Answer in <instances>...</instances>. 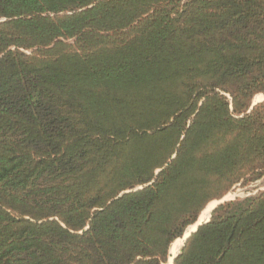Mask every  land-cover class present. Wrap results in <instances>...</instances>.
Listing matches in <instances>:
<instances>
[{"label": "trees", "instance_id": "1", "mask_svg": "<svg viewBox=\"0 0 264 264\" xmlns=\"http://www.w3.org/2000/svg\"><path fill=\"white\" fill-rule=\"evenodd\" d=\"M264 0H0V264H167L264 177ZM174 264H264V190Z\"/></svg>", "mask_w": 264, "mask_h": 264}, {"label": "rangeland", "instance_id": "2", "mask_svg": "<svg viewBox=\"0 0 264 264\" xmlns=\"http://www.w3.org/2000/svg\"><path fill=\"white\" fill-rule=\"evenodd\" d=\"M261 96V97H260ZM260 96H257L254 100V102H257V101H260V100H263V96L260 95ZM261 98V99H259ZM264 190V177L254 183H251L249 186L247 187H242V186H236L232 191L231 193H229L225 198H223L222 200H217L216 202V207L218 206V204L222 201L224 202H229V201H234V200H237V199H245V198H248V197H252V196H255L257 195L259 192L263 191ZM219 202V203H218ZM223 202V203H224ZM222 204V203H221ZM211 214L210 213V216L208 219H211ZM200 218V216H199ZM208 219H204L203 221H200V219H198L197 223H202V222H205L206 220ZM196 223V224H197ZM193 227V226H192ZM192 227H189L186 234L189 233L191 231V228ZM185 234V235H186ZM185 235L181 238V239H184L185 238ZM184 246V243L182 244V246H180V250H178L176 252V255L179 254L182 250ZM178 248V249H179ZM173 257L172 253H171V256H170V259ZM169 262V261H168ZM168 264V263H167Z\"/></svg>", "mask_w": 264, "mask_h": 264}, {"label": "bare ground", "instance_id": "3", "mask_svg": "<svg viewBox=\"0 0 264 264\" xmlns=\"http://www.w3.org/2000/svg\"><path fill=\"white\" fill-rule=\"evenodd\" d=\"M260 96V95H259ZM263 96V95H262ZM261 97V96H260ZM259 99H261V98H259ZM228 197V196H227ZM216 201H214V202H212V203H210L208 206H207V208L202 212V214L200 215V221H203L204 219H208L209 218V216H210V213H211V211L213 210V208L216 206ZM192 227V226H191ZM196 229V225H194L192 228H191V231H193V230H195ZM189 233H187L185 236H187ZM184 241H185V238L184 239H178V240H176L175 242H174V244L172 245V247H171V253H172V255L173 256H175L176 255V252L178 251V250H180V246H182V244L184 243ZM179 248V249H178ZM168 264H173L172 263V258H171V260H169V262H168Z\"/></svg>", "mask_w": 264, "mask_h": 264}, {"label": "water", "instance_id": "4", "mask_svg": "<svg viewBox=\"0 0 264 264\" xmlns=\"http://www.w3.org/2000/svg\"><path fill=\"white\" fill-rule=\"evenodd\" d=\"M262 101H264V96H263V100H260V101L254 102L253 105H252V107L255 106L257 103L262 102ZM223 202H224V201H222V202H220V203L218 202V203H219L218 206H219L221 203H223ZM218 206H217V207H218ZM217 207L215 206V207L213 208V210L211 211V213H212ZM209 221H210V219L206 220L205 222L195 224V225H196V229L193 230V231H190L189 234H188L187 236H185L184 245H185V243L187 242V240L190 238V236H191L193 233H195V232H196V231H197L202 225H204L205 223H207V222H209ZM170 253H171V252H170ZM177 256H178V254L172 257V263H173V264H174V260L176 259Z\"/></svg>", "mask_w": 264, "mask_h": 264}]
</instances>
